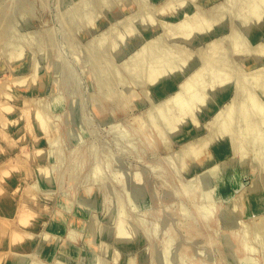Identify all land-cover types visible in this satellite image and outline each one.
<instances>
[{"label": "rangeland", "instance_id": "rangeland-1", "mask_svg": "<svg viewBox=\"0 0 264 264\" xmlns=\"http://www.w3.org/2000/svg\"><path fill=\"white\" fill-rule=\"evenodd\" d=\"M262 1L0 0V251L15 228L19 264H264V125L184 150L264 101Z\"/></svg>", "mask_w": 264, "mask_h": 264}, {"label": "bare ground", "instance_id": "bare-ground-1", "mask_svg": "<svg viewBox=\"0 0 264 264\" xmlns=\"http://www.w3.org/2000/svg\"><path fill=\"white\" fill-rule=\"evenodd\" d=\"M260 1V0H259ZM140 3V2H139ZM262 3H264V1H262ZM254 4V3H253ZM255 4H256V1H255ZM260 6V5H259ZM218 7V6H217ZM261 7V6H260ZM218 8H220V7H218ZM215 9V8H214ZM260 9V8H259ZM199 10V9H198ZM217 10V9H216ZM258 10V9H257ZM261 11V10H260ZM223 13V12H222ZM202 15V14H201ZM86 17V16H85ZM94 17V16H93ZM87 18V17H86ZM89 18V17H88ZM92 18V17H91ZM191 19V18H190ZM203 20V19H202ZM205 20V19H204ZM121 22V21H120ZM205 22V21H204ZM208 22V21H207ZM253 22V21H252ZM210 23V22H209ZM114 25V24H113ZM188 26H190V24L188 25ZM199 26V25H198ZM127 28V27H126ZM130 28V27H129ZM192 29V28H191ZM193 30V29H192ZM125 31V30H124ZM123 31V32H124ZM107 32V31H106ZM118 32V31H117ZM116 32V33H117ZM120 33V32H119ZM129 33H131V31L129 32ZM14 34V33H13ZM101 34V33H100ZM105 34V33H104ZM119 35V34H118ZM122 36V35H121ZM124 37H125V35H124ZM10 38V37H9ZM114 38V37H113ZM122 38V37H121ZM187 38V37H186ZM12 39V38H11ZM123 39V38H122ZM158 39V38H157ZM241 39V38H240ZM162 40V39H161ZM113 41V40H112ZM4 42V41H3ZM6 42V41H5ZM8 42V41H7ZM212 42H214V44H215V41H212ZM234 43H235V40H234ZM237 43V42H236ZM211 45H212V43H210ZM157 45V44H156ZM144 46V45H143ZM208 46H210V45H208ZM213 46V45H212ZM211 46V47H212ZM22 47V46H21ZM145 47V46H144ZM175 47V46H174ZM210 47V48H211ZM262 47H264V46H262ZM146 48V47H145ZM143 49V48H142ZM147 49H148V47H147ZM150 49V48H149ZM181 49V48H180ZM235 49V48H234ZM144 50H146V49H143V50H140L141 51V53H142V51L143 52H145ZM153 50V49H152ZM162 50V49H161ZM240 50V49H239ZM150 51V50H149ZM184 51V50H183ZM256 51V50H255ZM11 53V52H10ZM19 53V52H18ZM21 53V52H20ZM140 53V52H139ZM138 53V54H139ZM141 53H140V56H141ZM146 53V52H145ZM145 53H143L144 54V57H145ZM159 53H160V50H159ZM13 54H16V53H13ZM12 54V55H13ZM143 54H142V56L141 57H143ZM168 54V53H167ZM182 54H183V52H182ZM226 54V53H225ZM8 55V54H7ZM21 55L22 54H20L19 56L21 57ZM161 55H162V53H161ZM160 54H159V56H161ZM137 56V55H136ZM148 56V55H147ZM171 56V55H170ZM179 56V55H178ZM189 56V55H188ZM187 56V57H188ZM206 56V55H205ZM222 56V55H221ZM9 57V56H8ZM15 56H13V58H14ZM20 57H17L16 59H15V61H19V59H21ZM180 57V56H179ZM202 57V56H201ZM217 57V56H216ZM223 57V56H222ZM10 58V57H9ZM139 58V57H138ZM167 58V57H166ZM139 59H141V58H139ZM145 59V58H144ZM143 59V60H144ZM222 59V58H221ZM220 59V60H221ZM11 60V59H10ZM146 60H147V58H146ZM160 60V59H159ZM172 60V59H171ZM227 59H225V61H226ZM225 61L224 60H221V62H219V63H217L218 65H217V69H216V72H215V75H216V77L217 76H221V78L223 77L224 78V76L225 75H227L226 74V71H227V67H226V64H225ZM145 62V61H144ZM158 63V62H157ZM215 63V62H214ZM229 62L227 61V65H229L228 64ZM144 64H146V62L144 63ZM182 64V63H181ZM207 66H208V64H207ZM230 66V65H229ZM233 66V65H232ZM147 67V66H146ZM152 67V66H151ZM150 66H148V69H150L151 68ZM176 67V66H175ZM202 68V67H201ZM214 68V67H213ZM133 69H134V67H133ZM178 69V68H177ZM151 70V69H150ZM158 70V69H157ZM200 68H199V73H200ZM204 70V69H203ZM134 71V70H133ZM154 71V70H153ZM198 71H197V73H198ZM257 71V70H256ZM144 72H145V70H144ZM204 72V71H203ZM255 72V71H254ZM254 72H252V74L254 73ZM257 72H259V70L257 71ZM256 72V73H257ZM196 73V74H197ZM205 73H206V71H205ZM255 73V74H256ZM259 73H261V72H259ZM258 73V74H259ZM195 74V75H196ZM249 74H251V73H249ZM251 74V75H252ZM258 74H256L257 76H255V78H257L258 77ZM262 74H264V73H262ZM31 75V74H30ZM30 75H28V76H30ZM145 75V74H144ZM158 75H161L160 74V72L159 71H154V72H152L151 74H149V79L150 80H154ZM193 75V74H192ZM28 76H26L25 75V77H19V78H17L18 80H16L17 81V83L19 84L18 86H22V87H24V88H26L25 86H29V85H33V84H35L34 82H32V81H27L28 80ZM147 76V75H146ZM198 77L199 76H201V74L200 75H197ZM196 76V77H197ZM212 76V75H211ZM250 76V75H249ZM259 76H260V74H259ZM262 76H264V75H262ZM216 77H214V78H216ZM194 78V77H193ZM261 78V77H260ZM259 77H258V81H259V83H260V79ZM218 79V78H217ZM230 79V78H229ZM252 79H254V78H252ZM35 80V79H34ZM146 80V79H145ZM255 80V79H254ZM257 80V79H256ZM148 81V80H147ZM188 81V80H187ZM202 81V80H201ZM201 81L199 82V83H201ZM204 81V80H203ZM220 81V80H219ZM243 81H245V80H243ZM196 82V81H195ZM254 82V81H253ZM252 82V83H253ZM256 82V81H255ZM254 82V86H255V84H257V88L259 87V83L258 82H256L255 83ZM262 82V81H261ZM33 83V84H32ZM193 83V85L196 87V85L194 84V82H192ZM248 83V82H247ZM246 83V84H247ZM188 84V83H187ZM244 84V86L242 87V89L246 86L245 85V83H243ZM184 85H186V83L184 84ZM250 85V84H249ZM248 85V86H249ZM200 86V85H199ZM248 86H247V88H248ZM33 87H35V85L33 86ZM188 87H190V88H192V86H190V85H188ZM188 87H186V89L188 88ZM198 87V86H197ZM211 87V86H210ZM252 87V86H251ZM32 88V87H31ZM36 88V87H35ZM184 87H182L181 89H183ZM200 88V87H199ZM246 88V87H245ZM244 88V89H245ZM262 88H264V87H262ZM33 89V88H32ZM196 88H194V90H195ZM241 89V90H242ZM258 89H260L261 90V87H259ZM190 90V89H189ZM194 90H190L191 92L192 91H194ZM199 90V89H198ZM255 89H253V92H255L254 91ZM33 91V90H32ZM185 91H187V90H185ZM202 91V90H201ZM257 91V90H256ZM262 91H264V90H262ZM195 92V91H194ZM253 92L249 89H245V90H243V91H240V89H239V91L237 92V96H238V94H239V96L238 97H240V98H238L239 99V101H236V99L234 100V101H236L237 102V104L233 107V108H230V110H228V112L226 111V112H224L225 113V115H223V117L221 116V115H218L217 117H216V119L218 118V117H220V118H218L219 120L218 121H216L215 119H213L214 121L213 122H215V128H214V126H212L213 128V131L210 129V134H208V139L206 138V137H204V138H206L207 140L205 141V142H203L202 141V139L200 140V141H202V142H197L198 144L196 145V143H195V146L193 145L192 147H191V144H189L190 145V147L191 148H186V147H184V148H186V149H184V150H186V152H190V153H195L194 154V157H195V160H196V162H198V161H200V160H202L201 158L203 157V158H205L206 156H204L203 155V153H205L206 151H203L204 150V146H207L208 144L209 145H212V143H213V141H214V139H217V137L219 136H224L225 137V135H226V133H228L227 132V129H228V131H229V128H227L228 127V125H226V122H229V124H231V121L233 122V121H235L234 122V125H236V127H237V130L239 129H241V131L243 132L244 131V133H246V136L244 137V138H247V135H248V138H250V137H252V136H255V135H259V133H260V129H262V127H264V126H262V125H264V114H262V111H260V110H264V109H259L260 107L258 106L259 104H261L262 102H264V101H262L261 103H259V104H257L260 100L258 99V97H256L254 94H253ZM177 93V94H176ZM175 94H176V97H175V99H180V94H178L179 92H176ZM188 93V92H187ZM200 93V92H199ZM198 93V94H199ZM256 93H258V91L256 92ZM262 93H264V92H262ZM188 95H189V93H188ZM193 94L191 93V96H192ZM257 96H258V94H256ZM262 95V94H261ZM185 96H186V94H185ZM190 96V97H191ZM255 96V97H254ZM173 97V96H172ZM126 98V97H125ZM193 98V97H192ZM172 99V98H171ZM175 99H173V100H175ZM178 99V100H179ZM255 99L258 101H256L257 103L255 104ZM178 100H176L177 101V105H179L181 108H183V105H184V102L182 103V101H180V102H178ZM197 100V99H196ZM203 100V99H202ZM25 101H28V100H25ZM171 101V100H170ZM233 102V101H232ZM235 102V103H236ZM232 104H234V103H232ZM26 105H29L27 102H26ZM25 105V106H26ZM186 105V104H185ZM231 105V104H230ZM175 106V105H174ZM173 106V107H174ZM29 107V106H28ZM262 108H264V106H261ZM179 108V107H178ZM226 108V107H225ZM32 109V108H31ZM162 109V108H161ZM166 109H167V107H166ZM227 109H229L228 108V106H227ZM40 110V109H39ZM226 110V109H225ZM168 111H169V109H168ZM182 111H184V110H182ZM38 112V111H37ZM174 113V112H173ZM184 113V112H183ZM221 113V112H220ZM223 114V113H222ZM161 116V115H160ZM158 117V116H157ZM159 118V117H158ZM194 118V117H193ZM41 121V120H40ZM170 121V120H169ZM43 123H45V121L44 122H42V124ZM155 123H157V122H155ZM211 123V122H210ZM41 125V124H40ZM217 125V126H216ZM158 126V125H157ZM232 126H233V124H232ZM262 126V127H261ZM42 128H43V126H42ZM51 128V127H50ZM177 128V127H176ZM175 128V129H176ZM158 129V128H157ZM233 129V128H232ZM226 130V133H225V135H224V131ZM231 130V129H230ZM238 130V131H239ZM262 130H264V129H262ZM212 131V132H211ZM232 131V130H231ZM235 131V130H234ZM240 131V132H241ZM230 132V131H229ZM262 133V132H261ZM239 134V133H238ZM227 135H229V133L227 134ZM241 136V135H240ZM257 136H256V138H257ZM203 140H205V139H203ZM245 140V139H244ZM207 141H209V142H212V143H208L207 145H205V143L207 142ZM256 143V142H255ZM188 146V145H187ZM189 147V146H188ZM252 148V147H251ZM195 149V151H193ZM206 150V149H205ZM243 150H245V149H243ZM262 150V149H261ZM203 152V153H202ZM254 152V151H253ZM201 153V154H200ZM261 153V152H260ZM202 156V157H201ZM254 159V158H253ZM255 160V159H254ZM217 166V165H216ZM39 169V168H38ZM214 169V168H213ZM214 171V170H213ZM212 171V172H213ZM214 173H216V172H214ZM212 174V175H215V174ZM40 174L43 176V178H45V180L47 181L48 180V175L46 174V169H41L40 170ZM219 176V175H218ZM223 176V175H222ZM215 177H216V175H215ZM218 179L219 178H221L220 176L219 177H217ZM220 181H221V179H219ZM223 180V179H222ZM206 183V182H205ZM205 183H203V185H205ZM207 184H209L208 182H207ZM207 184H206V186H207ZM200 185V184H199ZM205 186V187H206ZM221 187H222V189H223V186H224V184L222 183L221 185H220ZM204 186H199V189L198 188H196L195 190H194V192H193V190H192V195L193 196H191V197H195V199L197 200V202H198V200L200 201H202V200H204L205 198H214V197H216L215 196V192H213V191H215L214 190V188H213V191H212V188H211V190L209 189V190H204L205 189V187L203 188ZM220 187H218V189H219ZM206 189H208V188H206ZM221 189V188H220ZM222 189H221V191H222ZM224 189H226V188H224ZM228 191H229V189H228ZM220 192V190H218V192L217 193H219ZM228 193H230V192H227V190L226 191H222V192H220L219 194H216L217 196H223L224 197V195H227ZM0 194L1 195H3V192L0 190ZM228 195H230V194H228ZM217 198H219V197H217ZM222 198V197H221ZM220 198V199H221ZM3 199H4V196H3ZM6 199H7V197H6ZM216 199V198H215ZM222 199H224V198H222ZM231 199V198H230ZM229 199V200H230ZM211 200V199H210ZM213 200V199H212ZM216 200H218V199H216ZM228 200V201H229ZM232 200V199H231ZM212 202V201H211ZM215 202V201H214ZM231 202H235L234 200H232ZM235 206V205H234ZM197 208V207H196ZM8 209H9V207H8ZM8 209H7V212H8ZM234 209V208H233ZM11 211L9 210V213H10ZM20 214V213H19ZM222 219V218H221ZM234 219H235V217H233V218H230V221H231V223H232V221H234ZM257 219V218H256ZM260 219V218H259ZM262 219V218H261ZM223 220V219H222ZM228 220V219H227ZM226 219H225V221H227ZM258 220V219H257ZM256 220V221H257ZM235 222V221H234ZM229 223V222H228ZM233 224V223H232ZM259 224L261 225V229L262 230H264V221H259ZM225 225H226V223H225ZM230 225V224H229ZM235 226V225H234ZM19 228V227H18ZM23 233H24V231L22 230H20V229H13L12 230V232H11V234H10V236H9V241L7 242L8 243V246H10V247H12V248H10V250H7V251H5V253L3 252V251H0V258H4V260L6 261V263L5 264H19V262L20 261H22V256L21 255H17L16 254V252L17 251H15V249H14V251H12L11 249H13V248H17V247H19L20 246V244H23V243H25V241H24V239H23ZM27 232H25V234H26ZM125 234H127V232L125 233ZM127 238H128V236H126ZM125 237V238H126ZM242 238H243V236H242ZM124 239V238H123ZM8 248V249H9ZM21 248V247H20ZM156 256H155V258L156 259H154V260H156V261H154L153 263L154 264H158L157 263V261L159 260V259H157L158 257H157V254H155ZM28 257H30V256H28ZM245 260V259H244ZM251 260V259H250ZM178 264V263H177Z\"/></svg>", "mask_w": 264, "mask_h": 264}]
</instances>
